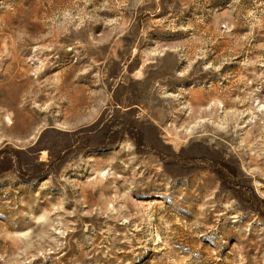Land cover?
Here are the masks:
<instances>
[{
    "label": "rangeland",
    "instance_id": "1",
    "mask_svg": "<svg viewBox=\"0 0 264 264\" xmlns=\"http://www.w3.org/2000/svg\"><path fill=\"white\" fill-rule=\"evenodd\" d=\"M0 264H264V0H0Z\"/></svg>",
    "mask_w": 264,
    "mask_h": 264
},
{
    "label": "bare ground",
    "instance_id": "2",
    "mask_svg": "<svg viewBox=\"0 0 264 264\" xmlns=\"http://www.w3.org/2000/svg\"><path fill=\"white\" fill-rule=\"evenodd\" d=\"M8 121L11 122V123L13 122V120H12L10 117H8ZM25 124H26V123H25ZM25 126H26V125H25ZM199 210H201V208H199ZM192 231H193V230L190 229V232H192Z\"/></svg>",
    "mask_w": 264,
    "mask_h": 264
}]
</instances>
